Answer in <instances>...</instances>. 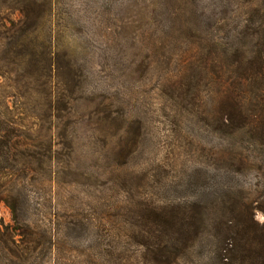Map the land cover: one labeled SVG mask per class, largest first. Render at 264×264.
<instances>
[{"label": "rangeland", "instance_id": "374dc122", "mask_svg": "<svg viewBox=\"0 0 264 264\" xmlns=\"http://www.w3.org/2000/svg\"><path fill=\"white\" fill-rule=\"evenodd\" d=\"M251 1L0 0L1 35L21 42L23 11L33 6L35 34L25 42L40 49L53 25L57 47L72 51L88 80L75 122L62 121L46 139L50 123L0 78V111L28 144L52 141V166L34 164L38 172L18 181L0 170L19 215L17 223L0 201V230L12 227L15 241L0 246V264L26 249L29 264H160L155 216L205 183L220 199L264 200V141L231 135L221 122L229 94L245 90L239 74L264 55L246 32L264 1ZM40 11H52V22ZM246 106L259 109L252 96ZM202 253L181 264H207Z\"/></svg>", "mask_w": 264, "mask_h": 264}, {"label": "trees", "instance_id": "16d2710c", "mask_svg": "<svg viewBox=\"0 0 264 264\" xmlns=\"http://www.w3.org/2000/svg\"><path fill=\"white\" fill-rule=\"evenodd\" d=\"M253 2L252 0L250 4L255 6ZM25 9L22 26L18 28V37L22 41L16 42L13 34L9 36L8 32L0 34V78L5 81L2 85L18 88V92L23 93L27 104L31 108L34 106L32 111L35 116L50 123L48 134L45 135L48 139L62 121L75 122L80 104L88 100V80L84 65L79 64L72 51L64 49L61 52L57 47L53 25L47 30V41L40 49L36 44L25 42L35 34L38 15V11L31 5H26ZM40 12L41 18L52 22V11ZM3 26L6 27L4 24ZM246 30L253 39L257 38V47L264 44V41L258 40L259 34L264 35V6H258L252 12ZM263 68L264 55L258 54L249 67L239 74L243 78L241 82L245 87L244 92L240 97L235 92L230 93L228 97L233 102L221 111V122L231 135L250 134L256 142L264 141ZM248 92L259 109H246L247 101L251 100ZM2 112L0 111L2 175L11 176L18 181L29 175L33 176L39 169L52 166V141L49 140L45 149L28 144L16 121ZM108 118L106 115V119ZM254 147L258 148V144L254 143ZM34 164L38 165V170ZM211 188L212 185L205 183L200 193L191 201L177 204L169 211L159 212L155 216L157 235L153 239L154 260L160 264H181L184 256L195 254L200 249L207 264H264V221L261 223L256 219L257 210L264 213V200L254 205L253 202L240 201L231 196L220 199L212 195ZM0 201L9 204L18 223L17 207L4 195L1 187ZM21 228L16 230H22L21 234H25ZM14 243L12 227L6 226L4 231L0 230V246L3 249H10ZM26 250H13L12 264H29L31 257Z\"/></svg>", "mask_w": 264, "mask_h": 264}]
</instances>
